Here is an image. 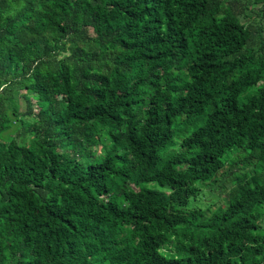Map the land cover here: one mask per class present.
<instances>
[{"label": "trees", "instance_id": "trees-1", "mask_svg": "<svg viewBox=\"0 0 264 264\" xmlns=\"http://www.w3.org/2000/svg\"><path fill=\"white\" fill-rule=\"evenodd\" d=\"M0 264H264V0H0Z\"/></svg>", "mask_w": 264, "mask_h": 264}, {"label": "rangeland", "instance_id": "rangeland-1", "mask_svg": "<svg viewBox=\"0 0 264 264\" xmlns=\"http://www.w3.org/2000/svg\"><path fill=\"white\" fill-rule=\"evenodd\" d=\"M27 93H29V92L28 91H17V93H16L17 95H19V97L17 98V102L19 104V112H21V113L25 111V105H24V102L20 96H25V95L29 96L30 94H27ZM31 100L33 103V110L36 113L39 109L38 104L33 102V100H35L34 96H31ZM21 120H22L23 125H26L27 127L31 126V122L28 118L21 117ZM174 149H175L174 147L169 148V151H174ZM92 151L96 152V154L98 156H100L104 152V149L102 148L101 145H99V146L96 145V146L92 147ZM168 154H170V153H166V155H168ZM227 173H230V171ZM222 174L219 176V178H217L216 182L213 184L214 188H216V190L214 188H213V190L212 189H210V190L206 189L205 190L202 188L199 196L195 200L196 203H198L201 206L207 204V207H208L210 212L214 211L217 208V206L223 204L224 199H225V195H226V190L230 188V184H228V182H226V185H225V187L227 189L223 190L221 188L223 186V181H224V177H225V175H222ZM219 188H221V189H219ZM194 204H195V202H194Z\"/></svg>", "mask_w": 264, "mask_h": 264}]
</instances>
